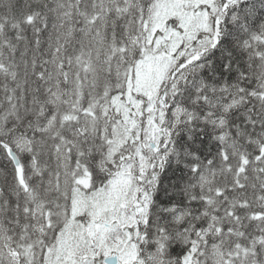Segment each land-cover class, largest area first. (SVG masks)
Listing matches in <instances>:
<instances>
[{
  "label": "snow or ice",
  "instance_id": "1",
  "mask_svg": "<svg viewBox=\"0 0 264 264\" xmlns=\"http://www.w3.org/2000/svg\"><path fill=\"white\" fill-rule=\"evenodd\" d=\"M0 264H264V0H0Z\"/></svg>",
  "mask_w": 264,
  "mask_h": 264
}]
</instances>
